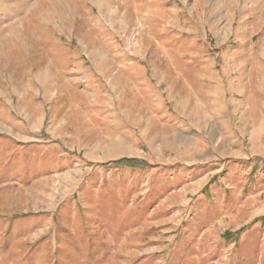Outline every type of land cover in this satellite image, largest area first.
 <instances>
[{
    "label": "rangeland",
    "instance_id": "1",
    "mask_svg": "<svg viewBox=\"0 0 264 264\" xmlns=\"http://www.w3.org/2000/svg\"><path fill=\"white\" fill-rule=\"evenodd\" d=\"M0 264H264V0H0Z\"/></svg>",
    "mask_w": 264,
    "mask_h": 264
},
{
    "label": "trees",
    "instance_id": "2",
    "mask_svg": "<svg viewBox=\"0 0 264 264\" xmlns=\"http://www.w3.org/2000/svg\"><path fill=\"white\" fill-rule=\"evenodd\" d=\"M134 162H135V161H134ZM134 162H133V163H134ZM129 163H130V162H129Z\"/></svg>",
    "mask_w": 264,
    "mask_h": 264
}]
</instances>
